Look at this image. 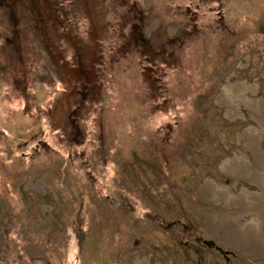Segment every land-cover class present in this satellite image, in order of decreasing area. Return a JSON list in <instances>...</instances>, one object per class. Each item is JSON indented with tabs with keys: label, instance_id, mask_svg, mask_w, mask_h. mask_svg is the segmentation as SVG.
Returning a JSON list of instances; mask_svg holds the SVG:
<instances>
[{
	"label": "rangeland",
	"instance_id": "obj_1",
	"mask_svg": "<svg viewBox=\"0 0 264 264\" xmlns=\"http://www.w3.org/2000/svg\"><path fill=\"white\" fill-rule=\"evenodd\" d=\"M70 8L80 11L83 54L104 62L96 66L102 83L85 95L60 80L68 45L45 42L50 58L41 48L44 10L40 27L25 28L21 78L14 64L22 58L4 37L13 21L0 10V264H264L216 227L218 213L235 207L204 196L208 180L236 194L262 190L223 170L237 155L252 159L248 128L263 131L264 149V130L250 104L231 106L222 92L241 81L243 97L264 99V0H81ZM139 18L147 37L176 36L175 58L159 59L156 73L143 70L142 50L115 51L131 30L125 23ZM66 50L80 56L79 47ZM78 73L65 79L85 78ZM246 211L235 215L242 229L257 218Z\"/></svg>",
	"mask_w": 264,
	"mask_h": 264
},
{
	"label": "bare ground",
	"instance_id": "obj_2",
	"mask_svg": "<svg viewBox=\"0 0 264 264\" xmlns=\"http://www.w3.org/2000/svg\"><path fill=\"white\" fill-rule=\"evenodd\" d=\"M248 89L249 86L246 83L238 81L224 87L222 95L224 98H230L231 106L238 101L250 104L254 110V116L259 120L264 130V99L257 98L259 104H254L249 97H243V93ZM235 110L236 108L230 107L228 113H236L237 115L238 112ZM262 133L263 131L257 127L248 128L244 133L246 147L252 151V159L249 155H237V159L234 162L232 161L228 164L226 160L222 165L223 170L234 178L249 176L251 181L261 187L260 194L252 193L256 191H248L246 189L236 194L231 192L227 185L221 186L218 184L217 187L215 181L208 180L204 187V196L207 199H217L223 205L225 204L224 207L228 205L235 207V210L230 212L225 210L219 213L216 212L221 217L222 222V224L219 223L221 226L216 225V227L227 231L229 233L228 237L235 240L238 245L243 246L247 250L253 249L255 252L264 255V149L261 145ZM251 195H254V197ZM244 209L247 210L245 213L257 215L259 221L255 218V222L254 219L253 221L251 220L252 222L247 223L242 229L235 215L240 214L239 212L243 213ZM232 212L237 213L233 214ZM213 215L210 216L211 222L215 223L219 221ZM225 252L227 251L222 249V253L224 254ZM139 264L145 263L144 261H140Z\"/></svg>",
	"mask_w": 264,
	"mask_h": 264
},
{
	"label": "flooded vegetation",
	"instance_id": "obj_3",
	"mask_svg": "<svg viewBox=\"0 0 264 264\" xmlns=\"http://www.w3.org/2000/svg\"><path fill=\"white\" fill-rule=\"evenodd\" d=\"M41 1L45 4L46 6V17L48 21V25L45 26L46 30L44 31L45 33L48 32V37L50 38V29L51 32H55V34H61V39L68 45V47H62L61 49L63 50L64 53H67V49H70L73 47L74 51L78 50V47L80 49V56L74 55V56H68L66 54V57L62 59V64L60 65V72H61V82L63 81L65 84H71L69 85V90H76L78 94L85 95L88 94L92 91V88L96 87L97 85L102 83V74L101 71L98 70V67H102L103 63L102 61H97L93 57L86 58L85 55L83 54L84 50L88 49V45L82 40L81 38V20H79L80 17V11H79V16L77 13L74 11L76 8H80L81 5V0H38ZM134 3V4H133ZM134 6H138L137 2H132ZM73 7L72 10L74 11L72 15V11L70 7ZM78 6V7H77ZM70 10V14H69ZM141 16L143 17L142 11H140ZM71 18L73 20H71ZM141 21V22H140ZM57 23L58 29L55 27ZM76 31L75 33L80 35L77 36L78 39H76V36L74 35V31L72 32L74 28V24H76ZM125 26H127L130 29L126 33L122 34L123 40L121 41V44L116 47V54L118 53H123L124 55H127L130 49L132 50H142L144 52V60L142 62H147L148 65L145 66L143 64L142 66L144 69H151V73H156L155 68H159L160 66H157V61L163 60L164 64L167 65V60L171 57L175 58V52L177 50V40L176 36L174 34L169 35L164 41L159 42V37L155 38H150L149 36H145V33L142 31V29L145 26V19L139 18L138 22L133 21L131 25L129 24V21L125 23ZM93 28V25H92ZM142 28V29H141ZM71 31V32H70ZM96 30L91 29L88 31L89 37L92 38L93 43H92V48L97 50L101 45H99V40H98V33H95ZM66 32V33H65ZM71 33V34H70ZM65 34V36H64ZM152 36V35H151ZM75 37V39H73ZM179 41V40H178ZM157 43H161L158 45ZM66 44H64L66 46ZM71 46H70V45ZM51 44L48 43V49H50ZM52 48V47H51ZM46 48L47 52V57L50 58L48 50ZM67 51V52H66ZM122 54V55H123ZM88 55V54H87ZM84 56L85 62L83 63L80 57ZM113 60V59H112ZM168 67V66H167ZM91 70H94V77L92 80H89L86 75L84 76L85 78L78 81H72L71 78L69 80H66L65 77L68 76L72 71H78L80 74H87ZM52 75V74H50ZM54 79V77H52ZM63 90L68 91L67 88H63ZM64 93V92H63ZM88 99V98H86ZM229 252H225L224 255H226V258H229Z\"/></svg>",
	"mask_w": 264,
	"mask_h": 264
},
{
	"label": "trees",
	"instance_id": "obj_4",
	"mask_svg": "<svg viewBox=\"0 0 264 264\" xmlns=\"http://www.w3.org/2000/svg\"><path fill=\"white\" fill-rule=\"evenodd\" d=\"M0 10H5L6 12H8L10 15V16L8 15L9 19L13 21V30H12L14 32V34L12 32L13 36L11 37L8 34H5L4 37L7 46H9L11 50L14 51L15 55L19 58V60H21L22 58V62L14 64V67L17 69V71L20 74H22L21 78H25L23 77V75L26 76L27 72H25V69L23 68L24 67L23 62L25 61L28 54L27 49H25L26 43L28 41L27 34L25 33L26 31L25 28L31 31L35 26L34 24H38V25L40 24L38 20L39 14L42 12V10H44L46 15V6L43 2L38 0H0ZM20 11H25V12L21 15ZM32 25L33 27H31ZM40 26L41 24L39 25V27ZM55 27L58 29L57 23ZM40 29H41L40 32L45 33L44 32L46 30L45 26L40 27ZM45 34L48 35V32ZM47 35H44V40L42 42L41 48L44 50H46V47L44 46L45 42L50 43L51 47L54 49V45L56 46V44H59L61 36L63 37V35L60 36L59 34H55V32L54 33L51 32V29H50V38ZM64 57H66V53L63 52V56L59 60L60 65H63L61 61ZM82 75L83 74H80V76ZM85 75L87 74L85 73L83 76ZM14 80L15 78L13 77V81Z\"/></svg>",
	"mask_w": 264,
	"mask_h": 264
},
{
	"label": "water",
	"instance_id": "obj_5",
	"mask_svg": "<svg viewBox=\"0 0 264 264\" xmlns=\"http://www.w3.org/2000/svg\"><path fill=\"white\" fill-rule=\"evenodd\" d=\"M213 243H214V242L211 241V240H206V244L209 245V246H211ZM216 247H217L218 250H221V251H222V248H221L219 245H217ZM227 252H228V251H227Z\"/></svg>",
	"mask_w": 264,
	"mask_h": 264
}]
</instances>
